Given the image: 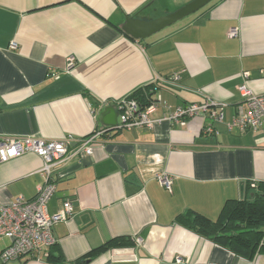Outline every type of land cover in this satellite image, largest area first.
Returning a JSON list of instances; mask_svg holds the SVG:
<instances>
[{"label":"crops","instance_id":"obj_1","mask_svg":"<svg viewBox=\"0 0 264 264\" xmlns=\"http://www.w3.org/2000/svg\"><path fill=\"white\" fill-rule=\"evenodd\" d=\"M190 1L0 0V138L77 141L110 129L103 109L117 112L116 101L150 84L152 101L160 97L154 120L208 100L225 105L222 123L198 114L183 126L162 121L97 137L91 155L57 171L47 212L69 200L73 215L52 228L54 245L0 264H76L117 237L133 245L84 264H264V253L238 256L178 220L193 212L215 221L227 201L251 200L264 183V127L227 128L247 110L239 87L264 94V0H211L138 40L123 31L127 18L152 21ZM41 166L31 153L0 164V206L34 199ZM159 173L172 178L170 192ZM8 245L0 239V250Z\"/></svg>","mask_w":264,"mask_h":264},{"label":"built area","instance_id":"obj_2","mask_svg":"<svg viewBox=\"0 0 264 264\" xmlns=\"http://www.w3.org/2000/svg\"><path fill=\"white\" fill-rule=\"evenodd\" d=\"M237 29L227 32L229 38L236 37ZM11 49L16 45L12 43ZM74 66L73 59H69L67 69ZM247 76V73H244ZM178 76H173L170 81H177ZM247 108L237 110L227 124L229 130L244 131L247 129L257 130L264 127V94L257 95L245 86L238 88ZM160 97L144 109H139L135 101L126 97L116 101L118 122L112 130H130L133 128H152L155 124L166 121L172 125L183 126L187 119L202 114L211 121L223 122L222 103L205 101L202 104H191L175 108L160 119H151L150 114L155 111ZM103 129L94 132L77 141L71 137L60 139H43L34 136L19 138H0V164L7 163L24 154L31 153L42 160V166L38 171L42 183L36 188V196L32 200L17 197L7 205L0 206V239L5 238L9 245L0 250V260L8 262L22 257H33L45 249L53 246L55 241L52 236V228L60 222H68L73 215L71 202L66 200L61 208L54 214L47 212V205L53 197L58 181V169L72 156L85 154L91 155L92 145L97 137L107 133ZM213 132L212 127L206 129ZM156 180L161 187L171 191L172 178L165 173L156 175ZM181 262L180 259L176 260Z\"/></svg>","mask_w":264,"mask_h":264},{"label":"trees","instance_id":"obj_3","mask_svg":"<svg viewBox=\"0 0 264 264\" xmlns=\"http://www.w3.org/2000/svg\"><path fill=\"white\" fill-rule=\"evenodd\" d=\"M153 87L151 84L142 86L126 98L135 101L142 110L152 101ZM257 189L251 200L227 201L215 221L193 212L181 215L178 220L184 227L232 253L252 259L255 254L264 253V183H259ZM131 245L133 242L128 237L111 239L78 259L76 264H84L108 249Z\"/></svg>","mask_w":264,"mask_h":264},{"label":"water","instance_id":"obj_4","mask_svg":"<svg viewBox=\"0 0 264 264\" xmlns=\"http://www.w3.org/2000/svg\"><path fill=\"white\" fill-rule=\"evenodd\" d=\"M211 0H193L176 12L152 21H140L127 18L123 31L130 37L138 40L158 32L159 30L175 23L185 16L197 11ZM117 112L112 106L105 107L101 113V123L104 127L113 129L117 124Z\"/></svg>","mask_w":264,"mask_h":264},{"label":"rangeland","instance_id":"obj_5","mask_svg":"<svg viewBox=\"0 0 264 264\" xmlns=\"http://www.w3.org/2000/svg\"><path fill=\"white\" fill-rule=\"evenodd\" d=\"M193 1V0H192ZM191 2V1H190Z\"/></svg>","mask_w":264,"mask_h":264}]
</instances>
